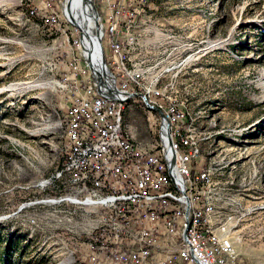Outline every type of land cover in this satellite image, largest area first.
<instances>
[{
    "label": "rangeland",
    "instance_id": "obj_1",
    "mask_svg": "<svg viewBox=\"0 0 264 264\" xmlns=\"http://www.w3.org/2000/svg\"><path fill=\"white\" fill-rule=\"evenodd\" d=\"M28 7L0 0V246L13 239L14 264H91L79 219L62 222L59 205L41 201L55 192L37 185L63 158L69 61L91 59L62 13L44 26L41 5ZM137 21L126 46L134 91L184 111L178 133L199 148L189 158L216 181L220 214H234V264H264V0H150ZM88 27L99 34V20ZM150 105L168 116L166 102ZM155 117L140 96L125 104L124 122L146 148L159 145Z\"/></svg>",
    "mask_w": 264,
    "mask_h": 264
},
{
    "label": "built area",
    "instance_id": "obj_2",
    "mask_svg": "<svg viewBox=\"0 0 264 264\" xmlns=\"http://www.w3.org/2000/svg\"><path fill=\"white\" fill-rule=\"evenodd\" d=\"M55 1L29 0L28 13L41 5L46 11L42 25H55L62 13V7L52 11ZM96 1L106 82L119 92L109 99L85 58L69 61L63 158L37 183L43 190L54 184L57 189L53 195L44 193L41 201L57 203L62 222L79 219L91 264H228L231 255H238L227 242L234 214H220L222 193L213 190L216 181L201 172L198 160L186 158V139L178 133V125L186 124L184 111L171 105L169 96L156 93L159 98L152 99L142 93L149 111L151 100L168 106V116L155 117L160 141L152 148L135 141L124 122L125 104L140 85L129 72L126 46L147 0ZM169 112H177V120H170ZM164 171H171V179H164ZM192 175H199L198 185H190ZM189 195L197 196L195 226L186 225Z\"/></svg>",
    "mask_w": 264,
    "mask_h": 264
},
{
    "label": "bare ground",
    "instance_id": "obj_3",
    "mask_svg": "<svg viewBox=\"0 0 264 264\" xmlns=\"http://www.w3.org/2000/svg\"><path fill=\"white\" fill-rule=\"evenodd\" d=\"M67 5L64 7L63 15L67 20L75 23L78 27L79 32H81L82 41L85 49L87 50V55L90 57L89 64L91 68L99 70L102 74H106L104 68L101 65V52L99 49L98 41L95 38L93 32L89 30L90 25H93L96 29L98 18L91 6L90 0H66ZM33 13V12H31ZM98 36V34L96 35ZM81 42V41H80ZM82 44V43H81ZM92 63V64H91ZM93 65V66H92ZM164 116V115H163ZM167 116V115H166ZM170 119V118H169ZM195 141H186V158L197 157L199 148L197 143L193 144ZM203 170V169H202ZM201 172H206L202 171ZM208 176V175H207ZM164 179H171V171H164ZM191 185L199 182V175L194 176V181L190 177ZM194 196H188V213L186 217L187 226H195L196 216H198V204L194 202ZM227 242L232 244V241L227 235ZM235 255H231V259L228 260V264L236 263L234 260ZM212 264H224V262H213Z\"/></svg>",
    "mask_w": 264,
    "mask_h": 264
},
{
    "label": "water",
    "instance_id": "obj_4",
    "mask_svg": "<svg viewBox=\"0 0 264 264\" xmlns=\"http://www.w3.org/2000/svg\"><path fill=\"white\" fill-rule=\"evenodd\" d=\"M91 5H92L93 9L96 10L93 1H91ZM70 23H71L72 25L76 26L75 23H73L72 21H70ZM95 38H96L97 41H98L99 48H101V47H100V42H101V40H100V36H99V34H98V36L95 35ZM100 61H101V65H102V67L104 68L105 60H104V56H103L102 50H101V59H100ZM91 69H92V71L95 73V81H96V83L99 85L98 87L100 88V86H101V87H103V88L106 89L105 92H106V95H107V97H108L109 99H115L114 96H113V93H118V92H119V90L116 88V86H112V87H110V86L107 84L106 79H104V77H103L104 75L102 74V72H100L99 70L93 69V68H91ZM104 71L106 72L105 68H104ZM105 75H106V74H105ZM105 77H106V76H105ZM133 94L136 95V96H141V97H143V99H145V96H144V94H142V93L135 92V93H133ZM148 107L151 108V109H154V110H155V111H156L161 117L163 116V113H162L161 110L157 109L156 107H154V106H152V105H148ZM173 162H174V157H173L172 160H171V163H172V164H173Z\"/></svg>",
    "mask_w": 264,
    "mask_h": 264
},
{
    "label": "trees",
    "instance_id": "obj_5",
    "mask_svg": "<svg viewBox=\"0 0 264 264\" xmlns=\"http://www.w3.org/2000/svg\"><path fill=\"white\" fill-rule=\"evenodd\" d=\"M94 1V5L96 8H98V2L96 0ZM150 0H147L149 2ZM129 65V62H128ZM187 152V151H186ZM48 189H51V193H56L57 186L54 184L52 187L50 186ZM1 239V238H0ZM1 243V240H0ZM12 250H13V239H9L5 241V244L0 246V264H14V259L12 256Z\"/></svg>",
    "mask_w": 264,
    "mask_h": 264
}]
</instances>
